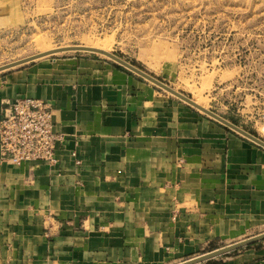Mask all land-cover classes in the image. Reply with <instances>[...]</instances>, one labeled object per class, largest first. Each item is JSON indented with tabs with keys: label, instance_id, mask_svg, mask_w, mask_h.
Wrapping results in <instances>:
<instances>
[{
	"label": "crops",
	"instance_id": "1",
	"mask_svg": "<svg viewBox=\"0 0 264 264\" xmlns=\"http://www.w3.org/2000/svg\"><path fill=\"white\" fill-rule=\"evenodd\" d=\"M24 98L52 107L63 140L53 166L0 160V264H171L264 228V147L123 66L15 70L0 120ZM209 261L264 264V240Z\"/></svg>",
	"mask_w": 264,
	"mask_h": 264
},
{
	"label": "rangeland",
	"instance_id": "2",
	"mask_svg": "<svg viewBox=\"0 0 264 264\" xmlns=\"http://www.w3.org/2000/svg\"><path fill=\"white\" fill-rule=\"evenodd\" d=\"M93 44L264 142V0H0V67L51 49ZM73 55L121 66L101 54L65 51L1 71L0 78ZM263 233L251 230L219 248Z\"/></svg>",
	"mask_w": 264,
	"mask_h": 264
},
{
	"label": "built area",
	"instance_id": "3",
	"mask_svg": "<svg viewBox=\"0 0 264 264\" xmlns=\"http://www.w3.org/2000/svg\"><path fill=\"white\" fill-rule=\"evenodd\" d=\"M63 136L56 132L52 107L38 99L24 98L10 105L0 120V160L11 165L56 164V148ZM71 156L76 157L72 152ZM75 164L80 162L75 158Z\"/></svg>",
	"mask_w": 264,
	"mask_h": 264
},
{
	"label": "water",
	"instance_id": "4",
	"mask_svg": "<svg viewBox=\"0 0 264 264\" xmlns=\"http://www.w3.org/2000/svg\"><path fill=\"white\" fill-rule=\"evenodd\" d=\"M65 51H85V52H92V53H97V54H101L104 55L108 58H110L111 60H113L114 62L118 63L119 65L123 66L124 68L128 69L129 71L135 73L136 75L142 77L143 79L151 82L152 84H154L155 86L163 89L164 91L170 93L171 95L175 96L176 98H178L179 100L185 102L186 104L196 108L197 110L201 111L202 113L206 114L207 116L211 117L212 119L220 122L221 124L227 126L228 128L234 130L235 132L241 134L242 136H244L245 138L255 142L256 144L264 147V142L258 138H256L255 136L251 135L250 133L238 128L237 126L233 125L232 123L228 122L227 120H225L224 118L216 115L215 113L209 111V110H205L202 107H199L198 105H196L191 99H189L188 97H186L185 95L175 91L174 89L170 88L169 86H167L166 84H164L163 82L159 81L158 79L152 77L151 75L147 74L146 72L140 70L139 68L131 65L130 63L120 59L119 57L111 54V53H107L101 50H97V49H92V48H85V47H78V46H74V47H70V48H64V49H60V50H56V51H50L47 53H43V54H38L35 56H31L13 63H10L8 65L2 66L0 67V72L4 71V70H8L17 66H20L22 64L31 62L33 60L42 58V57H46L55 53H59V52H65ZM264 240V233L260 234L258 236L234 243L232 245H228L219 249H216L214 251H211L209 253L203 254L201 256L192 258L190 260H187L183 263L180 264H197L203 261H207L209 259H213L217 256H221L224 255L226 253L232 252V251H236L240 248L252 245L256 242L262 241Z\"/></svg>",
	"mask_w": 264,
	"mask_h": 264
},
{
	"label": "bare ground",
	"instance_id": "5",
	"mask_svg": "<svg viewBox=\"0 0 264 264\" xmlns=\"http://www.w3.org/2000/svg\"><path fill=\"white\" fill-rule=\"evenodd\" d=\"M96 44V43H95ZM90 45V46H78V47H85V48H92V49H97V50H101V51H104V52H107L109 53V51L104 47V46H100V45ZM64 48H70V47H61V48H56V49H51V50H48V51H45L43 53H47V52H50V51H56V50H60V49H64ZM43 53H39V54H43ZM38 55V54H36ZM35 56V55H33ZM5 66V65H4ZM176 91V90H175ZM200 99V98H199ZM192 101L198 105L199 107H202L206 110L205 106L203 105V103L201 102V100H198V99H192Z\"/></svg>",
	"mask_w": 264,
	"mask_h": 264
}]
</instances>
